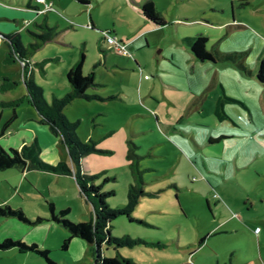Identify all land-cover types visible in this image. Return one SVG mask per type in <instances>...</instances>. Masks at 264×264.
I'll use <instances>...</instances> for the list:
<instances>
[{"label": "rangeland", "instance_id": "374dc122", "mask_svg": "<svg viewBox=\"0 0 264 264\" xmlns=\"http://www.w3.org/2000/svg\"><path fill=\"white\" fill-rule=\"evenodd\" d=\"M18 1L0 0V6L18 10L10 5ZM53 1L48 20L36 11L30 25L0 10V132L14 109L19 117L13 127L25 129L23 137L33 134L30 126L43 128L25 75H32L51 105L54 97L71 90L65 71L85 54L83 72L93 71L99 84L88 94L101 99L72 100L63 112L78 124L82 142L95 143L97 151L85 156L92 167L89 175H99L96 184L115 177L104 184V191H114L106 197L112 209L126 207L129 190L141 176L144 181V193L135 192L134 220L121 214L110 223L112 237L133 244L105 243V255L134 264H264V83L257 78L264 58V0H152L167 24L130 46L129 56L109 51L101 39L113 23L138 27L141 7L127 0H92L80 13L76 3L66 11ZM90 16L97 19L96 30ZM11 27L29 49L27 58H11L6 38ZM199 34L208 37L209 51L235 52L236 61L197 59L185 37ZM224 93L240 103L225 100L228 116L221 120L215 104ZM48 128L51 137H59ZM212 138L219 140L213 143ZM130 151L135 156L129 158ZM46 155L41 153L43 160ZM45 201L55 202L58 211L71 208L68 217L74 221L89 220L74 177L15 168L0 172L1 206L22 209L34 221L50 215ZM46 225L0 217V241L41 242ZM56 236L49 231L46 240ZM77 242L72 264H85L91 252H82ZM0 264L48 263L34 253L10 249L0 251Z\"/></svg>", "mask_w": 264, "mask_h": 264}, {"label": "trees", "instance_id": "16d2710c", "mask_svg": "<svg viewBox=\"0 0 264 264\" xmlns=\"http://www.w3.org/2000/svg\"><path fill=\"white\" fill-rule=\"evenodd\" d=\"M79 3L88 5L89 0H76ZM142 13L144 17L156 26H164L167 21L163 15L157 10L154 2L152 0H146L142 4ZM112 33V32H111ZM10 41L11 58H27L30 54L29 49H27L22 43L18 33H12L6 36ZM45 41L46 36H41ZM185 41L189 44L191 51L195 57L201 61L205 60H230L236 61L238 58L236 53H226L221 54L216 51V55L207 49L208 37L199 34L194 37L185 38ZM40 44H32V49L38 48ZM17 55V56H15ZM85 61V55L82 54L79 62L73 66L67 74L68 82L70 83L71 90L62 98L54 97L53 103L50 105L43 97L42 90L34 83L32 75H25L24 81L29 90L30 102L35 105L36 109L40 114V121L44 125L50 127L54 134L58 135L62 142L66 144L71 159L73 167H70L65 161H61L57 164H51L46 162L41 157V147L35 138L32 142L22 145L20 148H10L6 150L0 145V172L5 171L10 168H19L22 171L25 170H38L43 172H52L56 174H67L74 175L76 181L79 185L81 194L86 198V200L92 205L94 211V218L89 221L78 222L74 221L68 217L70 209L56 210L54 203L47 202V207L50 211V217L48 219L39 216L36 220H30L22 209H15L9 204L3 206L0 205V217H15L20 221L30 224H39L45 220L52 221L62 227H64L70 233L69 238L65 239L62 248L67 249L70 244V240L73 237L82 239L91 245V252L94 256V261L92 264H134L129 258H119V257H108L105 255L104 244H115L121 246L124 243L129 245L133 244V241L127 240L125 238H114L111 236L110 223L111 220L118 215L125 214L131 217V211L134 208V202L137 200L135 192L144 193L142 185L144 183L142 176L138 178V185L133 186L129 190V204L124 208L112 209L107 204L106 197L114 193L113 190L104 191V184L106 182L115 180L114 177H105L102 184H96L95 180L99 175H89L84 172L83 158L91 154L94 150L97 151L95 143H85L82 142L77 134V123L71 122L63 112L64 106L77 99H83L87 101H92L96 99H101V96L90 95L88 90L91 88L98 87L94 80V73L89 74L83 73V65ZM239 67L247 71L246 67L240 61ZM26 71V70H25ZM257 78L261 83H264V58L261 59L259 69L257 72ZM6 84L2 87L6 89ZM10 86V85H9ZM8 87V86H7ZM225 100H231L234 102H239V100L232 97H228L224 93L223 97L220 98L216 113L221 119L228 116L224 111ZM19 101L12 102L10 104H18ZM17 112L14 109L13 115L8 119L0 132V136L4 135L11 124L16 120ZM2 116L0 114V121ZM219 139H211V142H216ZM135 156L134 153L130 151L128 157ZM136 170V169H135ZM141 173L140 170H138ZM203 243V240L200 244ZM17 249L21 253H34L46 260L48 264H57L51 257V252L48 249H42L36 244H27L21 239H14L11 237L5 238L0 241V251H7L10 249Z\"/></svg>", "mask_w": 264, "mask_h": 264}, {"label": "crops", "instance_id": "0c3cea01", "mask_svg": "<svg viewBox=\"0 0 264 264\" xmlns=\"http://www.w3.org/2000/svg\"><path fill=\"white\" fill-rule=\"evenodd\" d=\"M47 1L52 3V7L55 6V3L53 0H47ZM57 1H58L59 6L62 7L63 10H66V11H68V7L70 6V3H76L78 5V10L80 13H82V12L84 13L92 5L91 4L92 0H89L88 5L79 3L76 0H57ZM145 1L146 0H131V1L127 0V5H131L135 9H138L139 7H142V4ZM10 5L14 6V7H18L20 9H18V10L13 9L12 10V9H8V8H4V7L0 6V10H1L3 16H7L8 18H12V20H14L17 23H20V21L22 20L24 25H28V24L30 25V24L35 22L33 20H34V15H35L34 12H36V11L37 12L39 11L40 13H43L46 16L45 22L48 20V14L53 12L51 9L45 10L44 5L42 3H39L37 0H21V2L18 1L17 4H14L11 2ZM136 12H137V15H139V17H140V21H139L140 25L138 27L133 28L130 23L126 22V24H123V25H117L116 23H113L112 28H110L111 32L114 35H116L119 40H123V42L125 41V43L127 42L126 44H127L128 50H129L130 46L138 44L139 41H142L146 36H148V34H150L153 30H155V28L159 27L144 17V15L142 13V8H141V14L138 11H136ZM3 18H5V17H3ZM8 18H6V19H8ZM96 23H97V19L96 18L93 19V17L90 16V25H92V27H91L92 30H96L95 29ZM47 24H51V23L48 22ZM126 26H129L127 31L125 30V28H127ZM71 27H73V26L71 25ZM53 29H55V30L59 29L58 22H57V24H55L53 26ZM10 31L13 33H17V30L12 29V27H11ZM10 34H12V33H10ZM101 42L107 43L104 36L102 37ZM146 43H147L146 46H148V42H146ZM108 50L109 51L111 50V48L109 46H108ZM100 51H101V53H104V56L106 55L104 49L101 48ZM118 55L124 56V55H120V54H118ZM79 60L77 61V63L79 62ZM134 61H135V64L138 66V68H140L139 62L136 59H134ZM77 63H75V65ZM84 63H85V61H84ZM72 67H70V69ZM70 69L65 71V74H64L65 83L67 85H70V83L68 82V79H67V74H68V71ZM83 69H84V65H83ZM94 77H95V73H94ZM67 87L69 88V86H67ZM70 88H71V86H70ZM220 98L221 97H219L217 99L216 104H215V108L217 107V104H218ZM169 104H170V102H169ZM16 112H17V110H16ZM215 114L219 119H221L219 117V115L216 113V111H215ZM18 117H19V114L17 112L16 120L18 119ZM43 126H44L43 128L40 126H30L29 129L32 130L33 134L31 136L27 135L26 137H23L25 129L23 131H20L16 127L14 128L13 123H12L11 126L8 128L7 132L4 135L0 136V145L2 147H4L5 149H7V148H20L22 145H24L26 143H30L36 138L40 147H41L42 155L47 154L46 157H44V160H46L47 162H49L51 164H57L61 161H65L70 167H73V163H72V160L69 156L68 150H67L66 146L64 145V143L62 142L61 138L51 137L49 132H48L49 131L48 126L47 125H43ZM13 144H15V146ZM124 155H126V154H124ZM84 164L86 166H84ZM83 166H84V172L86 174H89V171L92 170V167L89 166V161H88V159L86 160L85 157L83 158ZM15 169L21 171L22 173H25L28 171H38V170L22 171L19 168H15ZM1 172H4V171H1ZM38 172H40L42 174H52V175L74 177L75 178L74 175L56 174V173H52V172H43V171H38ZM79 195L83 198L85 204L89 208V210H88L89 220L93 219L94 218L93 207L86 200V198L81 194L80 188H79ZM49 202H52V201H49ZM52 203H54L55 208H56V203L55 202H52ZM44 209L49 211V209L47 207V201H45V203H44ZM68 209H70V212H71V208H68ZM60 210H62V209H60ZM40 216L43 218H46V219H48L50 217V215L49 216L48 215H40ZM89 220H87V221H89ZM43 222L47 223V225H46V235L43 236L42 241L39 242V241L35 240V241H30V242H27V241H24V242H26L27 244H36L42 249L50 250L51 257L53 258L54 261H57L58 264H60L62 262L66 263V264H72V263H74V261H76L75 260V253H73V251H72V244L74 242H77L75 239L83 242V243L77 242V243H79L78 245L82 249V252H84V250L86 251V249H87V251L91 252V245L88 244L87 242L83 241L82 239H79L76 237L71 238L69 247L67 249H63L62 244H63L64 240L69 238V236H70V233L68 232V230H66L64 227H62V226H60V225H58L52 221H49V220H45ZM256 230H257V228H256ZM49 231L50 232L51 231L56 232V235H57L56 238L50 237V238H52L51 240L50 239L46 240V238L48 237ZM261 232L262 231H260L259 233H261ZM8 251H10V250H8ZM19 253H21V252H19ZM91 255H92L91 258L87 259L85 264H92L93 263L94 256H93L92 252H91Z\"/></svg>", "mask_w": 264, "mask_h": 264}, {"label": "built area", "instance_id": "2783aa9c", "mask_svg": "<svg viewBox=\"0 0 264 264\" xmlns=\"http://www.w3.org/2000/svg\"><path fill=\"white\" fill-rule=\"evenodd\" d=\"M37 1L44 5L45 10L52 9V3L48 2L47 0H37ZM90 27H92V25H90ZM103 36L107 41L109 47L111 49H115L118 54L126 55V56L130 55L129 50L127 49V44L122 40H119L116 35L111 33V30L103 32ZM215 197H217V195H215ZM256 231H259V229L257 228Z\"/></svg>", "mask_w": 264, "mask_h": 264}]
</instances>
